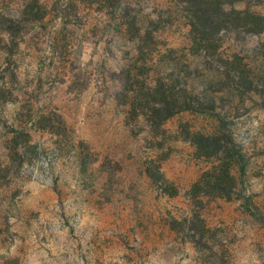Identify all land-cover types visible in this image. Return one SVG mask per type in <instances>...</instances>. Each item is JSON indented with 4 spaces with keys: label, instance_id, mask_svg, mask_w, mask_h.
Wrapping results in <instances>:
<instances>
[{
    "label": "rangeland",
    "instance_id": "374dc122",
    "mask_svg": "<svg viewBox=\"0 0 264 264\" xmlns=\"http://www.w3.org/2000/svg\"><path fill=\"white\" fill-rule=\"evenodd\" d=\"M185 6L0 0V264H264V25L207 49ZM232 61L250 90L225 82ZM155 81L205 110L153 125L131 102ZM218 126L239 159L230 199L191 190L218 161L190 136Z\"/></svg>",
    "mask_w": 264,
    "mask_h": 264
},
{
    "label": "trees",
    "instance_id": "16d2710c",
    "mask_svg": "<svg viewBox=\"0 0 264 264\" xmlns=\"http://www.w3.org/2000/svg\"><path fill=\"white\" fill-rule=\"evenodd\" d=\"M178 1L186 5L188 31L191 42L196 46L211 48L214 35L220 31L230 30L234 25H245L248 27L247 30L256 34L263 32L261 25H264V16L243 10L227 9V3H223V0ZM236 62H230V66L225 68L221 74L227 84L232 81L236 83L235 89L250 90L252 81ZM231 71L234 72L233 75H230ZM139 91L143 95L138 94L132 98V110L145 104L146 106L142 108V112L147 114L148 120L153 125L165 121L180 110L195 112L205 110L203 100L198 96L191 97L186 87L181 90L179 97H175L171 90L167 92L159 81H155L154 84L149 86L142 83L139 86ZM138 96L146 100L141 101ZM221 129L222 127L218 126V129L211 134L195 133L190 136V141L196 147L198 155L207 158L214 157L218 161L211 171L205 172L194 183L191 189L193 194L214 192L218 196L230 199V194L237 185L231 170L235 164H239V159L236 152H233L230 137ZM239 169L242 171L241 167Z\"/></svg>",
    "mask_w": 264,
    "mask_h": 264
}]
</instances>
